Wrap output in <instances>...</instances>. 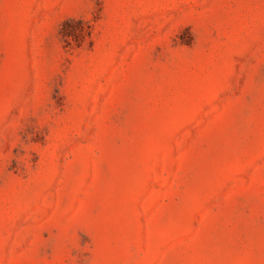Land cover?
<instances>
[{
  "label": "rangeland",
  "instance_id": "374dc122",
  "mask_svg": "<svg viewBox=\"0 0 264 264\" xmlns=\"http://www.w3.org/2000/svg\"><path fill=\"white\" fill-rule=\"evenodd\" d=\"M0 264H264V0H0Z\"/></svg>",
  "mask_w": 264,
  "mask_h": 264
}]
</instances>
